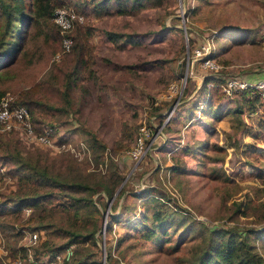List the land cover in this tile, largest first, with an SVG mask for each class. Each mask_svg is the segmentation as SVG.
<instances>
[{
  "label": "rangeland",
  "instance_id": "374dc122",
  "mask_svg": "<svg viewBox=\"0 0 264 264\" xmlns=\"http://www.w3.org/2000/svg\"><path fill=\"white\" fill-rule=\"evenodd\" d=\"M94 1L74 0L77 9L63 3L81 16L74 33L80 34L88 67L80 71L79 83L66 98L49 87L41 92L48 110L34 115L39 126L44 125L34 130L53 128L54 142L45 145L25 139L18 129L0 130V264L25 252L23 236L29 229L38 231L40 248L53 249L74 233L85 234L99 225L95 242L76 239L66 244L73 251L63 264H77L88 254L87 259H98L90 264H185L193 254L190 245L209 227L262 229L264 100L249 103L238 93L229 97L241 101L243 125L225 115L200 127L185 110L201 101L199 87L211 75L221 80L264 77V0H142L121 12L111 4L104 13ZM29 4L33 8L26 1L25 10ZM38 21L26 29L27 38L11 63L0 68V87L12 105L23 88L39 80L58 77L64 92L65 73L79 63L75 46L54 59L60 43L48 38L49 26L43 27L54 21ZM3 24L0 16V49L11 51L18 30L8 34ZM207 39L212 40L210 57L216 70L204 64L205 54L195 53ZM142 124L150 136L146 152L137 159L130 151ZM201 128L206 130V148L193 157L184 148L199 139ZM93 136L103 145L99 150L93 147ZM9 152L14 155L3 160ZM37 164L89 187L66 191L58 196L59 203L31 205L25 214L20 206L27 203L18 199L32 181L21 182L20 173L22 167L31 173ZM173 166L185 169L177 173ZM18 167L21 171L13 173ZM113 171L119 179L114 195L105 199L100 185L111 180ZM92 187L99 190L91 194ZM159 206L172 221L166 240L157 245L137 235L133 217ZM114 209L124 211L109 228ZM176 222L190 230L173 249L179 236L176 230L173 234ZM253 242L264 256V233Z\"/></svg>",
  "mask_w": 264,
  "mask_h": 264
},
{
  "label": "trees",
  "instance_id": "16d2710c",
  "mask_svg": "<svg viewBox=\"0 0 264 264\" xmlns=\"http://www.w3.org/2000/svg\"><path fill=\"white\" fill-rule=\"evenodd\" d=\"M33 3V8L31 9L30 4L27 5L25 10V3ZM74 0H0V16L4 17L3 31L11 34L12 29L18 30L16 37L14 35L15 46L13 50H4L0 49V68L11 63L13 56L19 50V47H22V43L27 38V30L31 24H39L38 19L42 18L46 20L47 18H52L53 11L56 7L64 5V2L70 3L76 8V4L73 3ZM100 2L99 8L103 13L111 9L110 5H115V10L121 12L126 8H133L134 5H141L142 0H95ZM94 1V2H95ZM77 9V8H76ZM95 9H98L95 8ZM29 11V12H28ZM46 22L43 27L49 26L48 38L54 39L56 42L61 40V35L59 33V26L55 22ZM79 24L77 21L69 28L68 33L72 37V45L70 50L75 46L76 48V61L79 62L76 69H69L65 73L64 81L66 82V90L63 92L59 85L58 77H52L49 80H39L36 83L28 88H23L20 94L17 96L16 103L26 106L31 115V121L35 130H41L44 125L39 126V122L34 120V115L37 113H44L48 110L46 102L42 99V90L49 87L51 90L61 91L60 93L66 98L71 93L75 85L79 83L81 79L80 71H84L87 66L86 58L83 56L84 44L80 41V34L74 33L75 25ZM75 27V28H74ZM213 39V38H212ZM3 38L0 40V47ZM212 41V40H211ZM60 49V46H59ZM66 51L69 53V51ZM64 52V53H66ZM212 56L211 52L205 58ZM204 58V59H205ZM211 58V57H210ZM92 60V58H91ZM88 67V66H87ZM1 71V70H0ZM89 75L94 76V73H91V70L88 71ZM219 77H213L212 75L204 78L202 85L199 87V91L203 95H206L208 98L204 101H200L195 106L189 109L188 113L191 117H196V120L199 121L202 127V124L206 125L210 122L221 120L225 115H229L230 118H233L237 121V125L242 124L241 114L244 110L241 107V101L233 98L232 95L226 97V94L222 89V84L225 82ZM5 94V90L0 87V98ZM243 99L250 103L251 100H264V97L261 98L259 94L252 93L251 89H246L239 92ZM230 97V98H229ZM246 97V98H245ZM187 113V112H186ZM232 122V121H231ZM206 134V130L201 128L200 137L195 143H189L184 148L186 153H191L193 157L201 155L204 153L205 146H203V135ZM51 135H55V130ZM93 147H96V150H99L103 145H101L95 136L92 137ZM14 154L12 152L5 153L3 160H7L9 157H12ZM19 162L22 160L18 158ZM22 167V166H20ZM20 167L14 168L13 173L18 174L21 169ZM31 167V166H30ZM42 167V168H39ZM185 168L180 166H173V170H176L177 173L184 171ZM32 172L25 171V168L22 167L20 173V179L22 181L31 182L30 186L27 185V193L18 199V203L30 204L32 206L38 205L43 202H58L59 195H65L66 191H80L86 190L89 186L83 181L75 178L61 179L59 176L64 175L61 171L56 172L55 174L48 173L47 168L43 165H33ZM67 173V172H66ZM119 179V175L116 171H113V177L111 180H105L101 182L100 188L104 190L105 199L110 198L114 195L115 192V182ZM30 188V190H29ZM47 188V189H45ZM99 188L92 187L91 194L98 191ZM26 192V191H25ZM90 194V193H89ZM90 194V195H91ZM101 195V193H100ZM117 195V194H116ZM116 195L114 199L116 198ZM113 199V201H114ZM91 200V198H89ZM105 203V202H104ZM113 204V202H112ZM132 207V206H130ZM124 210L114 209L110 213V222L107 225L109 228L113 221L119 220L121 212ZM134 215V214H133ZM166 210H163L158 207V209L147 210L144 209L142 213L137 217L134 216L135 222H133L134 227L136 228L137 235L145 241H151L160 245L163 243L165 234L168 231L169 225L172 221L168 218ZM128 218H130L128 216ZM174 221V219H173ZM179 222H176V227ZM98 224L95 226L92 231L85 232V234L74 233L68 241L64 244H60L54 247H61L66 245L71 241H76L80 239V242L92 241L95 242V231L98 229ZM173 229L178 232V237L173 242V249L179 248L181 243L185 241L183 236L184 233H189V225L182 227L179 226ZM263 228L259 227H240L238 225H233L232 227H225L223 225H214L209 227L208 230L200 234V240L195 244H191L193 254L188 258H185V264H264V256L261 255L253 239L260 233H264ZM167 246H170L169 244ZM53 247V248H54ZM13 251H16V246H13ZM89 256V254H88ZM88 256L83 259H79L77 264H90L91 262H97L98 259L91 258L87 259Z\"/></svg>",
  "mask_w": 264,
  "mask_h": 264
},
{
  "label": "built area",
  "instance_id": "2783aa9c",
  "mask_svg": "<svg viewBox=\"0 0 264 264\" xmlns=\"http://www.w3.org/2000/svg\"><path fill=\"white\" fill-rule=\"evenodd\" d=\"M53 21L59 26V33L61 35L60 49L55 52L54 59L58 60L61 55L70 50L72 45V37L69 35L68 30L74 24L75 21H80L81 16L74 12L72 9L61 5L56 7L52 14ZM212 41L207 39L201 48L195 50L196 54L201 55L210 53ZM205 58L204 64L210 69H217V64L211 59ZM223 91L232 95L239 93L246 89H251L252 93L259 94L261 98L264 97V77L254 78L253 80L239 78V77H228L222 84ZM208 96L201 98L204 101ZM11 98L9 96H2L0 98V130L1 131H12L17 130L25 139L35 140L38 143L45 145H51L54 142V137L51 135L53 128H44L41 132L34 130L31 115L28 108L22 104L10 103ZM171 112L166 117V120L170 118ZM150 136V130L142 124L137 131L135 136L136 140L130 151L133 158H139V156L146 152L147 145L146 141ZM66 144L62 143V146ZM70 146V144H67ZM66 147V146H65ZM71 147V146H70ZM20 209L23 213L28 214L32 209L31 205H21ZM23 238L26 240L23 242L25 252L23 254L17 253L12 262H8L3 259L5 264H63V262L70 258L72 254V245H65L56 247L53 249L40 248V237L38 231L35 229L26 230Z\"/></svg>",
  "mask_w": 264,
  "mask_h": 264
},
{
  "label": "crops",
  "instance_id": "0c3cea01",
  "mask_svg": "<svg viewBox=\"0 0 264 264\" xmlns=\"http://www.w3.org/2000/svg\"><path fill=\"white\" fill-rule=\"evenodd\" d=\"M192 107H193V106H192ZM192 107H191V108H192ZM184 108H185V107H184ZM186 108H187V107H186ZM188 111H189V108H188V110H185V112H188ZM184 114H185V113H184ZM184 114H183V116H184ZM193 118H194V120L196 119V117H193ZM193 118H192V119H193Z\"/></svg>",
  "mask_w": 264,
  "mask_h": 264
}]
</instances>
